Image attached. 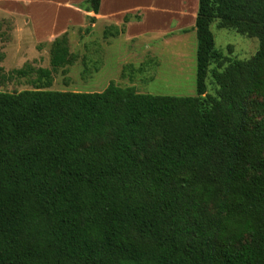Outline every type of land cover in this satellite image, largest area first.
<instances>
[{"label": "trees", "instance_id": "1", "mask_svg": "<svg viewBox=\"0 0 264 264\" xmlns=\"http://www.w3.org/2000/svg\"><path fill=\"white\" fill-rule=\"evenodd\" d=\"M214 23L259 50L226 56ZM194 28L196 96L54 90L68 33L12 73L36 77L0 91V264H264V0H198Z\"/></svg>", "mask_w": 264, "mask_h": 264}, {"label": "rangeland", "instance_id": "2", "mask_svg": "<svg viewBox=\"0 0 264 264\" xmlns=\"http://www.w3.org/2000/svg\"><path fill=\"white\" fill-rule=\"evenodd\" d=\"M150 1V0H148ZM163 0L161 26L156 30L146 23V31L132 39L125 32L117 37L104 38L107 26L100 23L88 31L70 28V51L75 61L54 72L52 89L73 92H102L111 83L133 86L138 92L160 96H196L197 35L195 22L181 25V0ZM191 1V7L194 0ZM181 2V3H180ZM168 5V6H167ZM178 5L180 7H178ZM157 6V7H156ZM154 8L159 11L158 5ZM147 17V14H146ZM168 18H173L168 23ZM135 21V20H133ZM113 26V25H112ZM125 26V25H124ZM110 27V26H108ZM29 28V29H28ZM216 47L226 56L246 60L259 50V40L249 38L213 24ZM23 36L18 33L16 20L0 16V91L21 92L32 89L36 77H17L15 70L31 65L34 69L51 68L50 44L36 43L30 27ZM208 93H214L212 79H207Z\"/></svg>", "mask_w": 264, "mask_h": 264}, {"label": "crops", "instance_id": "3", "mask_svg": "<svg viewBox=\"0 0 264 264\" xmlns=\"http://www.w3.org/2000/svg\"><path fill=\"white\" fill-rule=\"evenodd\" d=\"M85 1L0 0V16L15 19L17 31L23 36H25L26 27H30L34 42L52 43L57 37L68 33L70 28H85L89 17L96 19L91 27H97L100 23L107 27L114 25L122 28L125 25V34L136 39L141 32L146 31V23L150 22L153 26L148 28V31L158 29L162 22V11L171 8L168 5L166 8L160 5L163 0H101L99 13L95 14L81 8ZM182 1L184 4L181 3ZM166 2L169 1L166 0ZM181 2L182 9L176 19L181 22L180 26L193 24L197 16L198 0H194L192 7L190 0H181ZM155 4L161 8L160 11L154 8ZM128 15L140 16L141 20L125 24V18ZM172 19L168 18V23Z\"/></svg>", "mask_w": 264, "mask_h": 264}]
</instances>
